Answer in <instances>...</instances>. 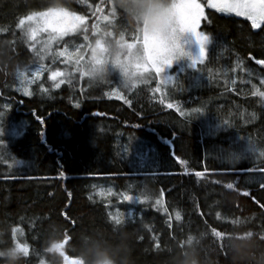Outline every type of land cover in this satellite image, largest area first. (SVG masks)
<instances>
[{
	"label": "trees",
	"instance_id": "16d2710c",
	"mask_svg": "<svg viewBox=\"0 0 264 264\" xmlns=\"http://www.w3.org/2000/svg\"><path fill=\"white\" fill-rule=\"evenodd\" d=\"M200 2L210 36L204 59L172 82L150 71L127 88L118 71L90 84L78 61L106 34L124 44L142 38L111 0H0V221L18 246L28 245L26 264H46L52 223L69 241L123 225L134 233L137 264H157L155 249L194 232L218 246L212 230L223 234L237 222L264 233V65L257 63L264 24L254 29L246 17ZM54 6L85 17L83 24L63 36L29 37L27 20L17 27ZM48 36L55 41L47 44ZM71 50L79 57L67 56ZM31 67L38 73L27 74ZM157 199L163 207H153ZM74 258L65 254L66 264Z\"/></svg>",
	"mask_w": 264,
	"mask_h": 264
},
{
	"label": "clouds",
	"instance_id": "9594fccd",
	"mask_svg": "<svg viewBox=\"0 0 264 264\" xmlns=\"http://www.w3.org/2000/svg\"><path fill=\"white\" fill-rule=\"evenodd\" d=\"M176 0H111L113 13L119 15L133 29L142 34L148 32L167 49L189 38L181 33L175 14ZM103 45L109 59L102 63L91 60L85 63L84 71L90 84L104 82L118 71L122 82L131 87L133 81L145 76L121 71L125 58L142 56V48L129 50L121 39L105 35ZM0 46V55H2ZM235 158L229 156V162ZM12 226L0 221V264H26L24 249L12 239ZM20 230L16 229V237ZM46 264H66L65 254L77 257L70 264H137L134 233L125 226L109 229L81 231L74 239L65 240L61 225L52 223L42 245ZM157 264H264V233L249 229L243 222L222 234L220 245L209 241L203 231L188 234L183 241H177L153 252Z\"/></svg>",
	"mask_w": 264,
	"mask_h": 264
},
{
	"label": "snow or ice",
	"instance_id": "6c2138e0",
	"mask_svg": "<svg viewBox=\"0 0 264 264\" xmlns=\"http://www.w3.org/2000/svg\"><path fill=\"white\" fill-rule=\"evenodd\" d=\"M209 7L217 9L222 12L235 13L237 16L246 17L251 21L252 28H260L264 24V0H223V3H215L213 0H209ZM101 9L97 6L96 11ZM175 14L177 17L179 31L181 33H187L190 37H195L196 41L199 44V58H202L205 54V46L207 42H210V37L203 35L196 31L197 25L199 24L200 17L203 15L202 6L200 3L195 2V0H176ZM107 19V17H105ZM25 20L29 22L27 29L29 37L35 36L36 32L42 30L38 27H33V24L40 25L43 23V30L51 29L52 33L56 36H63L69 32L76 31L77 28L83 24L85 17L70 14L65 9L59 8L57 6L48 8L46 11L39 13H32L28 15L25 19H21L17 24L18 28H23L25 25ZM55 38V37H52ZM188 38V39H189ZM123 37H121V40ZM187 41H183V44ZM183 44L177 43L174 47L165 48L161 42L149 34L148 32L143 33L142 40V56L140 57H128L125 58V63L121 66V71L127 73L129 69L133 74L138 73H149L150 69H154L157 75L164 72L165 69L171 68L173 61L180 56L188 55L185 52ZM129 50V56H131L133 45L124 44ZM98 53H105L104 45L100 39L96 41V48L92 50L91 61L95 63H102L105 61L103 58H98ZM197 59L192 57V64L190 67L196 68ZM257 63L264 65V61H257ZM59 73H52L53 78H55ZM143 76V75H141ZM166 79H171V77H166ZM133 81L132 86L127 88L135 87L138 82L143 81ZM146 82V81H144ZM264 82V81H262ZM54 87H59V84H54ZM115 92V89H113ZM30 94V93H26ZM261 96H264V93H260ZM127 103V100H125ZM79 104H76L75 107H79ZM7 107V106H5ZM169 109L173 107V104L169 103L167 105ZM193 112H199V109H193ZM2 115V113H0ZM181 116L185 115L184 111L180 112ZM226 123V122H225ZM3 129H0V135H2ZM4 140L0 139V144H3ZM261 155L264 156V152H261ZM181 163H184L181 161ZM251 171V169L247 170ZM261 173H264V169H259ZM63 175V174H61ZM203 173L197 172L196 176L200 177ZM227 187L231 189L233 185L231 183L227 184ZM260 187L264 189V184H261ZM163 194L161 193V196ZM247 195V193H245ZM133 198L131 196L125 195L123 197L124 201H130ZM144 201H141L143 203ZM157 205L163 207V202L161 199H157L153 207ZM167 212V209H164ZM131 216V212L128 213ZM109 219L113 221L115 225H120L123 222V217L109 215ZM182 219L180 211L175 212V220L180 221ZM236 223V221H234ZM214 235L222 238V233L217 230H212ZM21 247L24 249L26 254H29L28 245L21 243Z\"/></svg>",
	"mask_w": 264,
	"mask_h": 264
},
{
	"label": "rangeland",
	"instance_id": "374dc122",
	"mask_svg": "<svg viewBox=\"0 0 264 264\" xmlns=\"http://www.w3.org/2000/svg\"><path fill=\"white\" fill-rule=\"evenodd\" d=\"M195 2L201 4L200 0H195ZM213 2L219 4V3H223V0H213ZM202 10H203V8H202ZM67 12L70 13V14H74V13H72L70 11H67ZM227 13H229V12H227ZM233 14H235V13H233ZM201 21H202V16L200 17L199 24L197 25L196 31L199 32V33H202L203 35L209 36L208 33L204 32L201 29ZM32 26L33 27H38V28L42 29V30H39V31H46V32H49V33L52 34V30L50 28L49 29H46V30H43V23L42 22H41L40 25L33 24ZM72 32H74V31H72ZM72 32H69V33H72ZM55 38H52L51 36H48V37L45 38V41L48 40L47 41V44H51V43H53L55 41ZM142 40H143V34H142V38L140 40H138L137 42H131V43H129V44L133 45V49L132 50H135L137 47H141L142 46ZM209 43L210 42H207L206 43L205 53L208 50ZM182 46L184 47L185 52L188 53V55H183V56L178 57L177 59H175L173 61V64H172V67L171 68L165 69L163 73H161V74L158 75L159 78H161V81H163L164 83H166V82L167 83L172 82L177 77L178 74L182 73L187 68H189L190 67L189 65L192 64V57L194 59H197V63L196 64L200 63L204 59V57H205V54H204V56L202 58H199V44L196 41L195 37H190L189 39H187V41ZM71 51L66 52L67 56L71 55V56H74V58L75 57L76 58L79 57L78 56L79 54H75V50H73L72 52ZM91 57H92V54L89 57L80 56L79 59H78V61L79 62H88L89 60H91ZM98 58H103L105 60L109 59L108 56L105 55V53H103V54L98 53ZM38 71H39V68L38 67H31V68L26 69V72L29 75H35V74L38 73ZM150 71L155 72L154 69H150ZM138 74L139 75H144L145 73H142V74L141 73H138ZM166 77H171V79H166ZM75 259H77V258H74L71 261H74Z\"/></svg>",
	"mask_w": 264,
	"mask_h": 264
}]
</instances>
